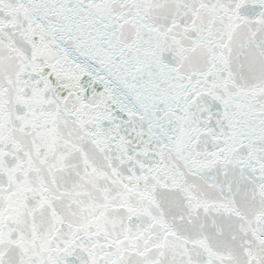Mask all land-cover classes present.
<instances>
[{
  "label": "snow or ice",
  "instance_id": "obj_1",
  "mask_svg": "<svg viewBox=\"0 0 264 264\" xmlns=\"http://www.w3.org/2000/svg\"><path fill=\"white\" fill-rule=\"evenodd\" d=\"M0 264H264V0H0Z\"/></svg>",
  "mask_w": 264,
  "mask_h": 264
}]
</instances>
